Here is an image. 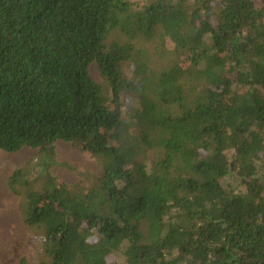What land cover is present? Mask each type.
Segmentation results:
<instances>
[{"label":"trees","instance_id":"obj_1","mask_svg":"<svg viewBox=\"0 0 264 264\" xmlns=\"http://www.w3.org/2000/svg\"><path fill=\"white\" fill-rule=\"evenodd\" d=\"M157 34L170 66L127 79ZM59 141L103 175L87 192L22 179L42 264H264V0H0V152L51 163Z\"/></svg>","mask_w":264,"mask_h":264},{"label":"rangeland","instance_id":"obj_2","mask_svg":"<svg viewBox=\"0 0 264 264\" xmlns=\"http://www.w3.org/2000/svg\"><path fill=\"white\" fill-rule=\"evenodd\" d=\"M129 1L134 7H141L147 2V0ZM124 42L118 34H113L109 38L110 44ZM140 46L145 47L136 48L133 58L123 64V73L127 79L137 78L136 71L140 63H147L154 71L170 66L173 60L171 54L173 44L165 36L157 34L151 43ZM89 72L94 81L105 86V80L97 63L91 64ZM137 80L138 78L135 81ZM135 94V91H125L123 94L127 99L124 106L125 119H129L130 114L138 106ZM106 96H110L109 91L106 92ZM132 132L133 137L137 139L135 143L138 154H147L152 159L160 156L153 147L148 146L146 130L136 128ZM227 155L232 159L231 151L227 152ZM40 157V151L32 148H23L14 153L0 152V264L44 262L39 234L34 232L23 218L26 185L22 179L27 174L34 176L39 173H49L60 183L69 187L76 186L83 192L91 190L97 179L103 175V167L97 158H93L72 143L57 142L51 163Z\"/></svg>","mask_w":264,"mask_h":264}]
</instances>
